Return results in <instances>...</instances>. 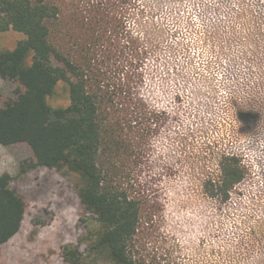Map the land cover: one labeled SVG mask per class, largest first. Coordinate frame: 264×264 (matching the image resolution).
Returning a JSON list of instances; mask_svg holds the SVG:
<instances>
[{
  "label": "rangeland",
  "instance_id": "rangeland-1",
  "mask_svg": "<svg viewBox=\"0 0 264 264\" xmlns=\"http://www.w3.org/2000/svg\"><path fill=\"white\" fill-rule=\"evenodd\" d=\"M133 14L122 48L96 47L94 65L110 91L132 78L134 92L163 114L135 170L136 194L155 211L136 238L140 256L157 264H264V0H136ZM132 38L143 43L140 60ZM22 39L0 33V53ZM16 87L0 77V104ZM49 104L69 105L64 83ZM233 154L248 175L223 203L207 182L218 184L222 157ZM30 157L26 144L0 145V176L13 177L26 203L0 264H65L63 247L85 236L83 208L70 177L45 168L20 176Z\"/></svg>",
  "mask_w": 264,
  "mask_h": 264
},
{
  "label": "trees",
  "instance_id": "trees-1",
  "mask_svg": "<svg viewBox=\"0 0 264 264\" xmlns=\"http://www.w3.org/2000/svg\"><path fill=\"white\" fill-rule=\"evenodd\" d=\"M134 1L0 0V33L24 36L0 53V77L17 85L0 104V145L31 149L20 176L45 168L73 180L85 236L63 247L65 264H157L139 253L136 238L155 211L136 194L135 170L163 114L134 92L132 78L110 91L94 65L96 47L107 45L115 54L122 48ZM127 43L140 60L141 40ZM60 83L69 105L56 109L49 99ZM220 171L218 184L209 180L207 186L212 198L226 203L248 173L234 154L222 157ZM12 181L8 173L0 176V251L20 232L26 213Z\"/></svg>",
  "mask_w": 264,
  "mask_h": 264
}]
</instances>
